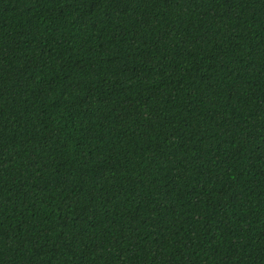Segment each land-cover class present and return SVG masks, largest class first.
<instances>
[{
  "label": "trees",
  "instance_id": "trees-1",
  "mask_svg": "<svg viewBox=\"0 0 264 264\" xmlns=\"http://www.w3.org/2000/svg\"><path fill=\"white\" fill-rule=\"evenodd\" d=\"M0 264H264V0H0Z\"/></svg>",
  "mask_w": 264,
  "mask_h": 264
}]
</instances>
